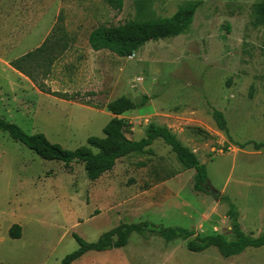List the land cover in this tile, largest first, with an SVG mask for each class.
<instances>
[{
  "label": "rangeland",
  "instance_id": "obj_1",
  "mask_svg": "<svg viewBox=\"0 0 264 264\" xmlns=\"http://www.w3.org/2000/svg\"><path fill=\"white\" fill-rule=\"evenodd\" d=\"M112 1L121 8L105 0H0V120L75 150L103 136L112 118L106 105L127 97L140 107L121 116L127 137L142 139L150 124L168 129L235 205L241 232L264 236V13L256 10L264 0H168L141 10ZM187 7L193 15L179 36L148 42L130 58L91 52L88 38L99 27L170 19ZM45 39L67 44L44 80L61 98L39 94L9 67ZM193 177L161 140L90 182L82 164L45 161L0 132V264H60L77 249L72 234L93 243L121 223L188 229L189 241L233 240L226 205L195 192ZM13 225L19 239L9 237ZM186 243L132 235L125 248L72 264H264V247L223 259L215 248L191 253Z\"/></svg>",
  "mask_w": 264,
  "mask_h": 264
},
{
  "label": "trees",
  "instance_id": "obj_2",
  "mask_svg": "<svg viewBox=\"0 0 264 264\" xmlns=\"http://www.w3.org/2000/svg\"><path fill=\"white\" fill-rule=\"evenodd\" d=\"M105 1L121 8L120 1L116 3L112 0ZM130 1L135 3L138 9L141 10V7L148 3L168 0ZM256 10L263 14L264 4L257 5ZM193 11V7H187L180 9L170 19H139L121 26L99 27L90 33L88 43L94 52L109 51L117 57L130 58L148 42H157L181 35L190 24ZM257 19L263 21L262 16ZM66 51L67 44L45 39L35 50L10 61L9 67L28 79L40 93L61 98L59 93L51 92L46 87L44 80L49 76L50 68L58 59V56ZM37 70L40 71V77L36 74ZM143 100L146 102L147 97H144ZM105 108L112 118L102 128L103 136L89 137L85 146L75 150H66L58 144H52L42 134L27 135L16 125L3 120H0V132L7 134L11 140L23 145L45 161H58L66 167L72 163L82 164L86 178L90 182H95L102 175L112 171L118 160L131 154L142 153L151 147L153 142L161 140L171 148L177 161L184 169L194 171L193 190L207 194L226 205V217L230 222L233 240L228 241L223 235H211L202 238L195 237L194 240L189 241L194 236V232L188 229L155 227L149 222L121 223L99 236L93 243H86L76 234H72L77 249L66 255L60 264H72L88 252H103L125 248L132 235L139 236L145 242L153 237L160 238L165 243L176 240L186 241V249L191 253H202L209 248H215L223 259L238 256L247 248L264 247V236L251 238L241 232L238 221L239 214L235 205L228 197L220 195L210 187L205 166L188 149L184 148L168 129L150 124L143 139L132 141L127 138L128 124L121 116L140 107L135 105L129 98L120 97L109 102ZM213 119L220 130L226 131V122L220 112L214 111ZM9 237L19 239L21 228L18 225H13L9 230Z\"/></svg>",
  "mask_w": 264,
  "mask_h": 264
},
{
  "label": "crops",
  "instance_id": "obj_3",
  "mask_svg": "<svg viewBox=\"0 0 264 264\" xmlns=\"http://www.w3.org/2000/svg\"><path fill=\"white\" fill-rule=\"evenodd\" d=\"M91 52H92L93 54L98 53V52H94V51H92V50H91ZM92 56H93V55H92ZM93 57H94V56H93ZM17 58H19V57H16V59H17ZM10 69H11V68H10ZM11 70H13V69H11ZM13 71H14V70H13ZM14 72H16V71H14ZM18 74H19V73H18ZM19 75H20V74H19ZM20 76H21V75H20ZM32 86H33V85H32ZM34 88H35V87H34ZM36 92H37V89H36ZM38 93H39V94H42V93H40L39 91H38ZM42 95H45V94H42ZM46 96H48V95H46ZM144 137H145V135H144ZM144 137H143V138H144ZM127 138H128L129 140H132V139H130L129 137H127ZM143 138H142V139H143ZM139 140H141V138H140V139H139V138H138V139H133L132 141H139ZM153 143H154V142H153ZM152 145H153V144H152ZM152 145H151V146H152ZM149 148H150V147H149ZM144 151H145V150H144ZM144 151H143V152H144ZM143 152H142V153H143ZM135 154H141V153H135ZM128 156H129V155H128ZM126 157H127V156H126ZM124 158H125V157H124ZM122 159H123V158H122Z\"/></svg>",
  "mask_w": 264,
  "mask_h": 264
}]
</instances>
